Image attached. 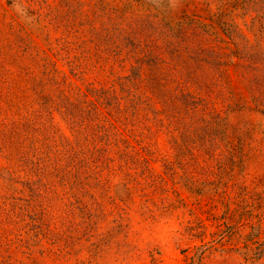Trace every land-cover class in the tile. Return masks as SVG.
<instances>
[{
    "label": "rangeland",
    "instance_id": "obj_1",
    "mask_svg": "<svg viewBox=\"0 0 264 264\" xmlns=\"http://www.w3.org/2000/svg\"><path fill=\"white\" fill-rule=\"evenodd\" d=\"M0 264H264V0H0Z\"/></svg>",
    "mask_w": 264,
    "mask_h": 264
},
{
    "label": "trees",
    "instance_id": "obj_2",
    "mask_svg": "<svg viewBox=\"0 0 264 264\" xmlns=\"http://www.w3.org/2000/svg\"><path fill=\"white\" fill-rule=\"evenodd\" d=\"M208 26H210V25H208ZM218 27L220 29H225L224 28L225 25H222V24H218ZM237 65H238V63H236L235 61L226 62V64H225V66L229 67V68L236 67ZM139 69H140V67L138 69L136 68V72H139ZM97 93H95V95H98ZM108 95H109V92H101L99 95V98L105 97V98H107V100L109 99V101H110L111 99L108 97ZM185 98H186V104L188 107H192L195 109L200 107V106L206 107L204 104V100L202 98L196 97V96L191 95V94L186 95Z\"/></svg>",
    "mask_w": 264,
    "mask_h": 264
}]
</instances>
